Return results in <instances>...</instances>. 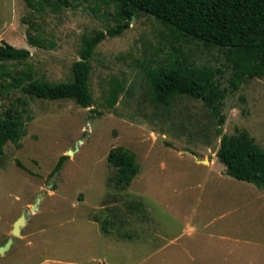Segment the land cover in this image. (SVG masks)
Returning a JSON list of instances; mask_svg holds the SVG:
<instances>
[{
  "label": "rangeland",
  "instance_id": "374dc122",
  "mask_svg": "<svg viewBox=\"0 0 264 264\" xmlns=\"http://www.w3.org/2000/svg\"><path fill=\"white\" fill-rule=\"evenodd\" d=\"M115 10L109 0H0V41L31 51L0 69V115L26 122L19 143L8 142L0 155V246L27 210L22 235L0 250V264H264V188L228 175L217 156L222 134L241 130L264 148V77L227 93L223 124L187 94L155 103L148 71L174 56L222 70L224 88L232 68L219 47L178 38L142 13L97 45L91 107L32 97L23 91L27 81L16 86L14 77L29 72L73 81L83 37L117 25ZM117 83L123 92L109 107ZM117 146L137 155L140 171L129 186L108 160ZM207 158L213 163L199 162Z\"/></svg>",
  "mask_w": 264,
  "mask_h": 264
},
{
  "label": "trees",
  "instance_id": "16d2710c",
  "mask_svg": "<svg viewBox=\"0 0 264 264\" xmlns=\"http://www.w3.org/2000/svg\"><path fill=\"white\" fill-rule=\"evenodd\" d=\"M109 1L115 3L117 25L83 37L81 58L73 64V81H40L29 72L24 77H14L16 86L27 81L23 91L32 97H69L78 104L91 107L94 103L89 83L91 59L97 45L109 36L121 35L131 26L134 16L142 13L161 20L179 35L178 38L192 37L207 48L219 47L232 68L229 88H224L218 77L223 73L222 70L207 65L199 66L174 56L166 64L156 65L148 71L155 103L170 105L177 95L187 94L202 99L223 124L225 117L220 113V105L227 93L240 90L248 79L264 77V0ZM30 42L35 45L32 40ZM30 56L28 48L3 41L0 44V69L7 61H25ZM6 75L11 74L8 72ZM122 92L120 83L113 86L109 107L117 104ZM25 133L26 122L23 118L12 115L10 111L0 115V155L5 152L8 142L19 143ZM217 156L225 165L228 175L264 188V148L249 131L241 130L231 136L222 134ZM65 157H61L55 172L61 169ZM108 160L116 168L121 185L129 186L140 171L136 153L124 146L111 149Z\"/></svg>",
  "mask_w": 264,
  "mask_h": 264
},
{
  "label": "water",
  "instance_id": "95a60500",
  "mask_svg": "<svg viewBox=\"0 0 264 264\" xmlns=\"http://www.w3.org/2000/svg\"><path fill=\"white\" fill-rule=\"evenodd\" d=\"M73 152H74L73 149L70 150V154H72ZM199 161H206V160H199ZM36 208H37V205H34L32 209H36ZM26 220H27V210H25L21 218L16 221L14 228H13L12 237L10 238V241L8 242V244L6 246H0L1 251L7 249L11 245V243L14 241L15 237L20 236L21 228L26 225Z\"/></svg>",
  "mask_w": 264,
  "mask_h": 264
},
{
  "label": "crops",
  "instance_id": "0c3cea01",
  "mask_svg": "<svg viewBox=\"0 0 264 264\" xmlns=\"http://www.w3.org/2000/svg\"><path fill=\"white\" fill-rule=\"evenodd\" d=\"M0 44H2V41H0ZM218 159H219V158H218ZM205 160H206V161H202V162L205 163V164H211V163H213V161H211L209 158H207V159H205ZM199 162H201V161H199ZM135 177H136V176H135ZM231 177H232V176H231ZM233 178H234V177H233ZM235 179H236V178H235ZM238 180H239V179H238ZM212 181H213V184H214V185H217V186H218V185L220 186V184L222 183V180H219V179H218V180H217V179H216V180L213 179ZM242 181H244V180H242ZM137 216H138V217L133 216L132 221H138V220H140L139 214H137ZM135 217H136V218H135ZM134 218H135V219H134ZM125 223L127 224V222H125V221L123 222V221H122V222H121V225H124ZM115 228H119V227H118V226H117V227H114V226H113L111 229H110V228L105 229L104 232L107 233V234L114 233L113 230H114ZM20 235H22V228H21V234H20ZM131 236H133V233H131L130 237H131ZM118 238L121 239L122 237H118Z\"/></svg>",
  "mask_w": 264,
  "mask_h": 264
}]
</instances>
